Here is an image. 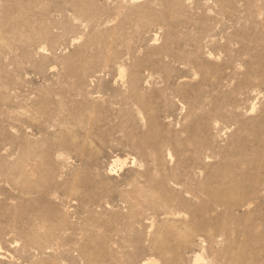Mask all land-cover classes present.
<instances>
[{"label":"rangeland","instance_id":"1","mask_svg":"<svg viewBox=\"0 0 264 264\" xmlns=\"http://www.w3.org/2000/svg\"><path fill=\"white\" fill-rule=\"evenodd\" d=\"M264 264V0H0V264Z\"/></svg>","mask_w":264,"mask_h":264},{"label":"bare ground","instance_id":"2","mask_svg":"<svg viewBox=\"0 0 264 264\" xmlns=\"http://www.w3.org/2000/svg\"><path fill=\"white\" fill-rule=\"evenodd\" d=\"M157 263H158V259L155 257H148L141 262V264H157Z\"/></svg>","mask_w":264,"mask_h":264}]
</instances>
